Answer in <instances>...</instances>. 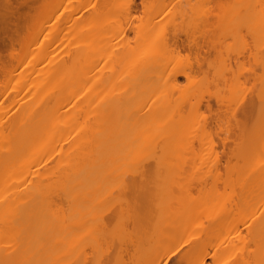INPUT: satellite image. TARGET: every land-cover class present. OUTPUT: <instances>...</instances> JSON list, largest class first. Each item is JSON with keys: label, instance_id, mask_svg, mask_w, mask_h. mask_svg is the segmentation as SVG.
I'll return each mask as SVG.
<instances>
[{"label": "bare ground", "instance_id": "6f19581e", "mask_svg": "<svg viewBox=\"0 0 264 264\" xmlns=\"http://www.w3.org/2000/svg\"><path fill=\"white\" fill-rule=\"evenodd\" d=\"M94 1L47 0L24 45L23 55L35 65L33 87L21 99L18 115L0 114V244L5 246L0 254L11 256L7 264H54L35 257L51 234L61 244L57 256L70 264L80 256L72 236L83 226L84 199L92 190L134 196L140 224L156 209L166 210L161 196L179 184L189 194L179 198L171 220L203 216L217 228L224 220L247 218L245 236H234L242 254L236 264H264V82L255 85L259 101L252 99L257 125L243 133L236 117L223 125L219 111L225 98L216 93L206 99L198 78L212 51L205 39L212 37L222 44L231 39L228 49H236L239 60L247 51V58L260 54L261 63L264 0H225L214 23L218 0H140L138 5L102 0L83 19L80 14ZM62 20L66 33L57 32ZM180 45L195 58L185 52L191 58L185 57L183 67L170 56ZM228 72L220 71L219 80L227 81ZM22 90L15 85L12 92ZM0 93L2 98L8 91ZM181 109L187 117L175 121L174 111ZM234 146L242 147V166L221 169L220 153ZM42 218L46 222L39 224ZM187 228L171 243L193 232ZM167 233L164 227L133 239L127 264H157L171 246H142L154 238L166 240ZM186 242L170 254L181 252ZM207 244L201 241L191 250L193 263L204 264L206 256L199 254Z\"/></svg>", "mask_w": 264, "mask_h": 264}, {"label": "rangeland", "instance_id": "374dc122", "mask_svg": "<svg viewBox=\"0 0 264 264\" xmlns=\"http://www.w3.org/2000/svg\"><path fill=\"white\" fill-rule=\"evenodd\" d=\"M98 1L99 3L97 4ZM101 1L102 0H95L93 4L91 3L90 7L86 8L80 14L83 15V19L86 20L92 13H94L93 7L98 8ZM218 1L220 3H216L218 6L212 11V19L215 18V16H220L222 14V6L226 3L225 0ZM46 2L47 0H0V91L2 92L5 88L8 91L5 97L1 98L0 95V114H6L9 119H12L20 113L23 104L21 99L25 97L29 88L33 87L32 75L30 74L34 71L35 65L30 57L23 55V48L35 31L37 18L42 12ZM136 2L138 5L140 0H136ZM139 9L140 7L138 6L137 15L140 16L141 11ZM215 20L216 19H213V22L211 21V23H214ZM66 27H68V25L62 20L57 27V32L66 33L68 31ZM212 34L208 37L214 36V34ZM131 37L133 38V36ZM205 41V45L209 42L207 47L209 46L210 48H208V50L211 49L212 51H208L209 56L207 55V59L205 63H203L204 72L198 74V78L202 79L201 92L206 93V99H208L209 94L215 95L216 93H219L225 98V104H223V107L221 108L222 111H219L221 114H219V116H222L221 120H223L224 126L233 124L237 118L243 122L241 125L243 133L245 131L253 130L257 125L258 118H254V109L251 106L253 101L256 103L258 100L255 99V97L257 98V94L255 95L257 92L256 90H258V87H256L258 86L257 84L260 86L264 82V79L262 81L260 78L264 75V51L262 53L263 58L260 60L261 63L259 62V64L257 62L259 61L258 59H260V54L259 58H256L258 56L247 58L249 54V52L246 51L247 49L244 50L247 52H245L246 56L244 55L243 58L240 56L242 60H239L238 55L236 58V53L239 52H237L236 49V51L232 49L230 50L227 46V43H233L231 39L223 44L218 43V41L216 42L215 37H212L211 41H207V39H205ZM204 42L202 43L203 45ZM221 46L226 47L228 51ZM182 47L180 45L179 50L177 49L178 52L180 50L181 52H172L170 56L173 55L172 57H174L175 61L178 59L183 67L185 63L187 64L186 58L188 57L187 59H190L193 56ZM31 48H33V46ZM62 48L63 46L60 49L62 50ZM182 49L184 50L182 51ZM185 52H187V54L189 53V56L191 57L189 58ZM244 58L250 60L256 58L257 61L255 63L253 60L251 62L248 60V62L246 59L244 61ZM193 59L195 58L193 57L191 61H193ZM189 61L190 60H188V62ZM195 64L196 63L193 65ZM121 65L122 64L120 63L117 67ZM13 69H16L19 74L16 72L17 76L11 79L9 73ZM227 69H231V71L228 72L229 70L226 71ZM220 71L228 72L227 81L219 80L218 74ZM179 81L184 87L186 84L185 79L180 78ZM15 85L23 87V90L18 94L12 92ZM255 87L257 89H255ZM252 99H255L256 101ZM212 100L213 102L215 101V99ZM187 114L186 110H175L173 118L175 121H182L187 117ZM214 115L215 112L213 113V116ZM214 139L218 143L216 137ZM241 148V146H234L230 153L225 155L220 153L221 169L228 165L242 166V158H239ZM149 165L152 166L153 162H149ZM179 187V184H175L169 190L166 189L164 197L163 195L161 196L162 199L165 200L166 210L164 212H162L163 210H161V208L156 209L148 218L145 219L143 217L144 221L140 224H137L136 205L133 200L134 196L123 195L122 193L113 191L109 188L92 190L91 194H87L86 199L83 198L87 210L83 218V226L75 231L72 236L74 239L73 246L80 251V256L70 264H127L130 257L129 254H131L129 250L131 249V245L138 241L137 237H140V235L143 234L154 235L159 229L164 227L168 228L166 240L154 238L153 240L145 242L142 246L144 250H147L156 244H160L159 246H162L161 248H168L171 246L169 252H167L157 264H202V262L193 263L190 257L191 250L201 241H210L211 243L207 244L205 248H202L200 251L199 257L201 259L206 256L204 264H236L241 259L242 254L239 246L240 243L234 236L235 233H241V236H245L246 232L244 223L247 218L244 219L243 217L238 216L235 221L222 220L223 222H220V225L217 228L215 227V224L209 223L203 216L194 219H186L183 217L181 219L178 218L171 220V217H173L180 209V206L178 205L179 198H183L189 194L186 192L187 188L180 189ZM192 189H194L193 193H195L196 187ZM169 197L171 199H169ZM146 199L148 200L149 198ZM218 201L221 202L222 199H219ZM45 222L46 219L42 218L39 221V224H44ZM165 223H167V225ZM186 228L187 231L192 230L193 232L185 235V237L176 244H172L171 238H173L180 230ZM227 228H229V230H227ZM49 231H53V228L50 227ZM50 236L51 234L47 236L48 239L44 243V247L37 251L35 256L36 259L53 261L54 264H68L67 257L57 256V245H59V249L61 244H55ZM133 239H136L135 242ZM186 240L187 242L181 252L170 254V251L175 246ZM216 243L220 244L214 247ZM0 245L5 249V246H2L3 244ZM210 245L213 246L211 247ZM217 248L218 251L217 254H215L214 251ZM1 249L3 250V248ZM6 249L8 250L7 247ZM2 253L0 254V257L2 256V258L3 256L9 255L8 252L7 254H4V251H2ZM2 258H0V264H7L9 259L4 257L2 260Z\"/></svg>", "mask_w": 264, "mask_h": 264}]
</instances>
